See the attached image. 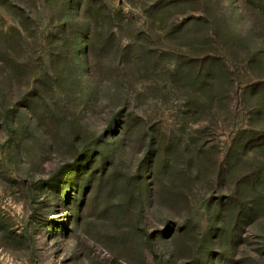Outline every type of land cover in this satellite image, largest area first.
<instances>
[{
  "label": "rangeland",
  "instance_id": "1",
  "mask_svg": "<svg viewBox=\"0 0 264 264\" xmlns=\"http://www.w3.org/2000/svg\"><path fill=\"white\" fill-rule=\"evenodd\" d=\"M0 264H264V0H0Z\"/></svg>",
  "mask_w": 264,
  "mask_h": 264
}]
</instances>
